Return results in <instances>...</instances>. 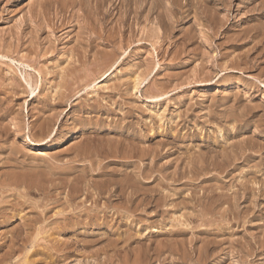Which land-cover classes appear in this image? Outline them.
<instances>
[{
    "label": "rangeland",
    "instance_id": "374dc122",
    "mask_svg": "<svg viewBox=\"0 0 264 264\" xmlns=\"http://www.w3.org/2000/svg\"><path fill=\"white\" fill-rule=\"evenodd\" d=\"M262 9L0 0V264H264Z\"/></svg>",
    "mask_w": 264,
    "mask_h": 264
},
{
    "label": "bare ground",
    "instance_id": "6f19581e",
    "mask_svg": "<svg viewBox=\"0 0 264 264\" xmlns=\"http://www.w3.org/2000/svg\"><path fill=\"white\" fill-rule=\"evenodd\" d=\"M89 1V0H88ZM109 1V0H108ZM44 2V1H43ZM92 2V1H91ZM96 2V1H95ZM99 2V1H98ZM106 2H107V0H106ZM184 2V1H183ZM62 3V2H61ZM85 3V2H84ZM89 3V2H88ZM131 3V2H130ZM148 3V2H147ZM90 4V3H89ZM88 4V5H89ZM105 4V3H104ZM135 4V3H134ZM142 4V3H141ZM175 4H177V3H175ZM68 5V4H67ZM91 5V4H90ZM95 5V4H94ZM93 5V6H94ZM111 5V4H110ZM159 5V4H158ZM103 6V5H102ZM128 6V5H127ZM156 6V5H155ZM47 7H48V5H47ZM67 7V6H66ZM86 7V6H85ZM90 7V6H89ZM150 7V6H149ZM153 7V6H152ZM189 7V6H188ZM40 8V7H39ZM91 8H92V5H91ZM151 8V7H150ZM50 9V8H49ZM56 9V8H55ZM155 9V8H154ZM89 10V9H88ZM263 10V9H262ZM36 11V10H35ZM90 11V10H89ZM260 11V10H259ZM264 11V10H263ZM29 12V11H28ZM37 12V11H36ZM150 12H151V10H150ZM149 12V13H150ZM60 13V12H59ZM136 13V12H135ZM144 13V12H143ZM158 13V12H157ZM175 13V12H174ZM218 13V12H217ZM37 14V13H36ZM41 14V13H40ZM154 15V14H153ZM58 16V15H57ZM95 16V15H94ZM111 16V15H110ZM146 17H147V14L145 15ZM158 16V15H157ZM172 16V15H171ZM39 17V16H38ZM148 17H149V15H148ZM166 17V16H165ZM31 18V17H30ZM43 18V17H42ZM136 18V17H135ZM161 18V17H160ZM212 18V17H211ZM77 19V18H76ZM158 19V18H157ZM26 20V19H25ZM138 20V19H137ZM145 20H147V18L145 19ZM158 21V20H157ZM76 22V21H75ZM89 22V21H88ZM120 22V21H119ZM139 22V21H138ZM153 22V21H152ZM18 23V22H17ZM44 23V22H43ZM94 23V22H93ZM77 24V23H76ZM131 24V23H130ZM143 24V23H142ZM149 24V23H148ZM21 25V24H20ZM72 25V24H71ZM92 25V24H91ZM172 25V24H171ZM259 25V24H258ZM49 26V25H48ZM132 26V25H131ZM134 27V26H133ZM222 27V26H221ZM16 28V27H15ZM84 28V27H83ZM157 28V27H156ZM156 28H154V27H150V29L149 30H147V32H146V34H145V36L148 38V39H151V38H153V37H158V35H159V30L158 29H156ZM34 29H35V27H34ZM245 29V28H244ZM36 30V29H35ZM140 31V30H139ZM33 32V31H32ZM144 32V31H143ZM201 32V31H200ZM41 33V32H40ZM167 33H169V32H167ZM113 34V33H112ZM170 34V33H169ZM14 35V34H13ZM16 35V34H15ZM92 35V34H91ZM109 35V34H108ZM140 35V34H139ZM217 36V35H216ZM26 37V36H25ZM45 37V36H44ZM126 37V36H125ZM252 37V36H251ZM28 38V37H27ZM229 38V37H228ZM8 40V39H7ZM48 40H50V39H48ZM117 40V39H116ZM154 40V39H153ZM11 41V40H10ZM122 41V40H121ZM156 42V41H155ZM160 42V41H159ZM87 43V42H86ZM135 43V42H134ZM133 43V44H134ZM120 44V43H119ZM118 44V45H119ZM181 44V43H180ZM259 44V43H258ZM7 45V44H6ZM22 45V44H21ZM115 45V44H114ZM39 46V45H38ZM76 46V45H75ZM182 46V45H181ZM31 47V46H30ZM35 47H36V45H35ZM77 47H79V46H77ZM111 47V46H110ZM119 47V46H118ZM156 47V46H155ZM121 48V47H120ZM176 48V47H175ZM80 49V48H79ZM245 50V49H244ZM256 50V49H255ZM44 51V50H43ZM112 51V50H111ZM179 51V50H178ZM14 52V51H13ZM198 52V51H197ZM45 53V52H44ZM37 54V53H36ZM79 54V53H78ZM174 54V53H173ZM186 54V53H185ZM193 55V54H192ZM262 55V54H261ZM3 57H5L4 55H2ZM69 56V55H68ZM195 56V55H194ZM1 57V56H0ZM162 57V56H161ZM177 57H178V55H177ZM79 58H80V56H79ZM113 58V57H112ZM236 58V57H235ZM19 59V58H18ZM67 60V59H66ZM173 60H174V58H173ZM231 60V59H230ZM193 61V60H192ZM24 62V61H23ZM236 62V61H235ZM244 62V61H243ZM228 63V62H227ZM11 64V63H10ZM147 64V63H146ZM26 65V64H25ZM97 65V64H96ZM234 65V64H233ZM28 66V65H27ZM89 66V65H88ZM236 66V65H235ZM30 67V66H29ZM250 67V66H249ZM230 68V67H229ZM233 68V67H232ZM65 69V68H64ZM109 70V69H108ZM108 70L107 71H105V73L104 74H106L107 72H108ZM48 71H50V70H48ZM202 71V70H201ZM19 72V71H18ZM26 72V71H25ZM50 73V72H49ZM194 74V73H193ZM196 74V73H195ZM109 75V73L107 74V76ZM106 76V77H107ZM105 77V78H106ZM109 77V76H108ZM23 78H24V76H23ZM71 78V77H70ZM193 79V78H192ZM66 80V79H65ZM105 80V79H104ZM140 80V79H139ZM143 80V79H142ZM7 81H9V80H7ZM16 82V81H15ZM69 82H70V80H69ZM78 82V81H77ZM14 83V82H13ZM17 83V82H16ZM65 83V82H64ZM77 84V83H76ZM9 85V84H8ZM14 85V84H13ZM18 85V84H17ZM68 85V84H67ZM66 85V86H67ZM91 86V85H90ZM32 87V86H31ZM30 87V88H31ZM37 87V86H36ZM14 88V87H13ZM91 88V87H90ZM67 89H68V87H67ZM66 90V89H65ZM30 91H31V93H32V98H34V97H36L40 92H38V93H33V89H30ZM35 91V90H34ZM39 91V90H38ZM70 91V90H69ZM36 92V91H35ZM134 92V91H133ZM14 93V92H13ZM12 93V94H13ZM19 94V93H18ZM69 94V93H68ZM10 95V94H9ZM66 95V94H65ZM62 97V96H61ZM66 97V96H65ZM123 100V99H122ZM59 101V100H58ZM43 104V103H42ZM53 105V104H52ZM49 106V105H48ZM44 107V106H43ZM46 107V106H45ZM50 113V112H49ZM54 115V114H53ZM57 115V114H56ZM115 115V114H114ZM51 116H52V114H51ZM46 117V116H45ZM54 117V116H53ZM56 118V117H55ZM46 119V118H45ZM50 119V118H49ZM19 122V121H18ZM51 127H52V125H51ZM7 128V127H6ZM50 129V128H49ZM46 132V131H45ZM4 133V132H3ZM57 133V132H56ZM39 134V133H38ZM88 137V136H87ZM90 138V137H89ZM88 138V139H89ZM97 138V137H96ZM92 139V138H91ZM98 140V139H97ZM120 140H122V139H120ZM91 141V140H90ZM86 142V141H85ZM120 142V141H119ZM123 142V141H122ZM91 143V142H90ZM90 143H87V145H86V147H85V149L84 148H82V149H80V147H79V149L81 150L80 152L82 153L83 151L82 150H84V154H79V152L75 155V156H77V155H89V156H92V161H90V163L89 164H91V166L93 165V164H95V162L96 161H99V160H97L96 159V157L98 156L97 155V153L98 154H100L99 153V149L100 148H103L102 146H98L99 148L98 149H96L95 148V146H96V144H94L95 146H93V144H90ZM93 143H95V142H93ZM112 143V142H111ZM114 143H115V141H114ZM135 144V143H134ZM103 145V144H102ZM112 145V144H111ZM124 146V145H123ZM84 147V146H83ZM105 147V149L104 150H102V151H109L108 150V148L106 149V146H104ZM112 147H113V145H112ZM116 147H117V144H116ZM138 147V146H137ZM126 149V148H125ZM137 149V148H136ZM97 150V151H96ZM114 150V152H115V149H112V151ZM138 150V149H137ZM102 151L100 150V152L102 153ZM112 151H110L111 153H112ZM97 152V153H96ZM121 152V151H120ZM119 152V153H120ZM130 152V151H129ZM104 154H105V152H103ZM102 153V154H103ZM107 153V152H106ZM111 153H109V154H111ZM122 153V152H121ZM128 153V152H127ZM158 153V152H157ZM108 154V155H109ZM123 154V153H122ZM21 155V154H20ZM112 155H113V153H112ZM115 155V154H114ZM117 155V154H116ZM115 155V156H116ZM121 155V154H120ZM126 155V154H125ZM153 155V154H152ZM88 156V157H89ZM100 156H102L101 154H100ZM111 156V155H110ZM155 156V155H154ZM81 158H83L82 156H80ZM79 157V158H80ZM87 157V156H86ZM104 157V156H103ZM122 157H123V155H122ZM98 158V157H97ZM23 159H25V158H23ZM77 159V158H76ZM9 161V160H8ZM72 161H74L73 159H72ZM10 162H12V161H10ZM6 163V162H5ZM98 163V162H97ZM88 164V165H89ZM99 164V163H98ZM101 164V163H100ZM127 164V163H126ZM103 167H105V166H103ZM102 167V168H103ZM87 168V167H86ZM101 168V167H100ZM97 169V168H96ZM50 171V170H49ZM103 172V171H102ZM14 173V172H13ZM26 175H27V173H26ZM30 175V174H29ZM22 176H23V174H22ZM34 176V175H33ZM10 177V176H9ZM25 177V176H24ZM18 178V177H17ZM13 179V178H12ZM15 179V178H14ZM28 179V178H27ZM26 179V180H27ZM49 179V178H48ZM47 179V180H48ZM51 179V178H50ZM11 180V179H10ZM37 180V179H36ZM12 182V181H11ZM14 182V181H13ZM26 182V181H25ZM33 182V181H32ZM39 182V181H38ZM1 183V182H0ZM6 183H8V182H6ZM17 183V182H16ZM20 183V182H19ZM40 183V182H39ZM42 183V182H41ZM11 184V183H10ZM24 184V183H23ZM38 184V183H37ZM82 184V183H81ZM25 185H26V183H25ZM76 185V184H75ZM87 185V184H86ZM32 186H34V185H32ZM9 187V186H8ZM24 187H26V186H24ZM74 187V186H73ZM79 187V186H78ZM83 187V186H82ZM82 187H79V189L80 188H82ZM31 188V187H30ZM46 188V187H45ZM26 189V188H25ZM24 189V190H25ZM78 189V190H79ZM5 190V189H4ZM71 190H73V188L71 189ZM75 191V190H74ZM73 191V192H74ZM121 191V190H120ZM110 193V192H109ZM122 193V192H121ZM52 194V193H51ZM76 194H77V191H76ZM74 195H75V193H74ZM78 205V204H77ZM75 206V205H74ZM20 207V206H19ZM1 209V208H0ZM3 209V208H2ZM6 209V208H5ZM0 211H3V210H0ZM92 211V210H91ZM94 211V210H93ZM91 213V212H90ZM94 222V221H93ZM37 224V223H36ZM24 225V224H23ZM36 226V225H35ZM67 229V228H66ZM1 230V229H0ZM20 234V233H19ZM10 235V234H9ZM0 237H1V235H0ZM9 238V237H8ZM42 239H43V237H42ZM19 245V244H18ZM14 250V249H13ZM13 253V252H12ZM26 256V255H25ZM3 260V259H2ZM6 261V260H5ZM25 261V260H24ZM26 262V261H25ZM246 262H248V261H246ZM245 262V263H246ZM4 263V262H3ZM9 263V262H8ZM244 263V262H243ZM248 263H250V262H248ZM5 264V263H4ZM26 264V263H25ZM38 264V263H37Z\"/></svg>",
    "mask_w": 264,
    "mask_h": 264
}]
</instances>
